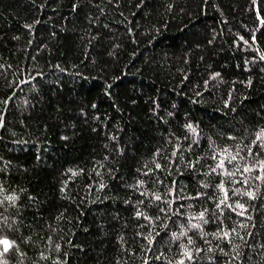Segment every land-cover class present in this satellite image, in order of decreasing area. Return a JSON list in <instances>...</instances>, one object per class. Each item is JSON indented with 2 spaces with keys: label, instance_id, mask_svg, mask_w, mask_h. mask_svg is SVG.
Returning <instances> with one entry per match:
<instances>
[{
  "label": "trees",
  "instance_id": "trees-1",
  "mask_svg": "<svg viewBox=\"0 0 264 264\" xmlns=\"http://www.w3.org/2000/svg\"><path fill=\"white\" fill-rule=\"evenodd\" d=\"M262 134L264 0H0V264H264Z\"/></svg>",
  "mask_w": 264,
  "mask_h": 264
},
{
  "label": "snow or ice",
  "instance_id": "snow-or-ice-1",
  "mask_svg": "<svg viewBox=\"0 0 264 264\" xmlns=\"http://www.w3.org/2000/svg\"><path fill=\"white\" fill-rule=\"evenodd\" d=\"M189 127H191V126L189 125ZM262 135H264V134H262ZM260 138H261L260 136L257 137V139H260ZM233 159H234V157H233ZM157 167H158V165H157ZM245 170H247V169H245ZM248 195L252 196V193H248ZM157 199H159V197H157ZM237 206L241 207V208L243 207L242 205H237ZM4 226H7V225H4ZM12 247H13V242L11 240H9L6 236H3L2 230H0V249H2V250H0V256H2L3 253L8 252L9 249ZM181 264H182V262H181Z\"/></svg>",
  "mask_w": 264,
  "mask_h": 264
}]
</instances>
